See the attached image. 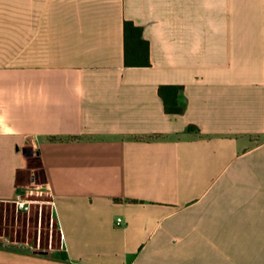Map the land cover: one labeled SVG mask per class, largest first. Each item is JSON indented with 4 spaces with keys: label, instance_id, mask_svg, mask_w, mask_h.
Masks as SVG:
<instances>
[{
    "label": "crops",
    "instance_id": "1",
    "mask_svg": "<svg viewBox=\"0 0 264 264\" xmlns=\"http://www.w3.org/2000/svg\"><path fill=\"white\" fill-rule=\"evenodd\" d=\"M39 188L61 247L0 264H264V0H0V203Z\"/></svg>",
    "mask_w": 264,
    "mask_h": 264
},
{
    "label": "rangeland",
    "instance_id": "2",
    "mask_svg": "<svg viewBox=\"0 0 264 264\" xmlns=\"http://www.w3.org/2000/svg\"><path fill=\"white\" fill-rule=\"evenodd\" d=\"M29 198L34 202L25 212L18 211L15 204L0 203V237H7L12 243L28 244L34 250L59 249L60 232L49 196L36 191Z\"/></svg>",
    "mask_w": 264,
    "mask_h": 264
},
{
    "label": "trees",
    "instance_id": "3",
    "mask_svg": "<svg viewBox=\"0 0 264 264\" xmlns=\"http://www.w3.org/2000/svg\"><path fill=\"white\" fill-rule=\"evenodd\" d=\"M125 53L126 66H149V44L142 38V28L131 21H125ZM183 87L166 85L159 88V95L164 102L165 111L170 115H180L185 111V106L180 102ZM188 130H194L190 126ZM66 259L65 256H63Z\"/></svg>",
    "mask_w": 264,
    "mask_h": 264
},
{
    "label": "built area",
    "instance_id": "4",
    "mask_svg": "<svg viewBox=\"0 0 264 264\" xmlns=\"http://www.w3.org/2000/svg\"><path fill=\"white\" fill-rule=\"evenodd\" d=\"M37 193H44L47 194L46 191L42 188H39ZM32 193H18L13 200V203L16 205V208L18 211H28L30 209L31 204L34 202L30 198H26L25 196H28ZM120 222V219H118V223Z\"/></svg>",
    "mask_w": 264,
    "mask_h": 264
}]
</instances>
